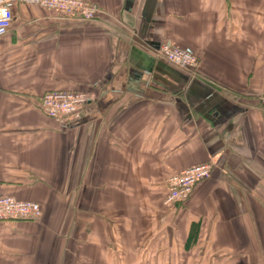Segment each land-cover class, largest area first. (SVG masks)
<instances>
[{
	"label": "crops",
	"instance_id": "obj_1",
	"mask_svg": "<svg viewBox=\"0 0 264 264\" xmlns=\"http://www.w3.org/2000/svg\"><path fill=\"white\" fill-rule=\"evenodd\" d=\"M90 1L92 21L17 5L0 37V196L42 208L0 220V264H264V0ZM50 90L89 100L63 126ZM206 161L166 205L167 179Z\"/></svg>",
	"mask_w": 264,
	"mask_h": 264
},
{
	"label": "built area",
	"instance_id": "obj_2",
	"mask_svg": "<svg viewBox=\"0 0 264 264\" xmlns=\"http://www.w3.org/2000/svg\"><path fill=\"white\" fill-rule=\"evenodd\" d=\"M17 5H38L81 21L94 20L101 11L99 4L90 0H0V10L6 13L0 16V28H3L0 37L10 29ZM156 53L184 69H193L199 64V58L194 52L174 43L160 44ZM88 100L89 95L83 91L50 90L43 94L40 102L47 116L67 126L80 116L81 108ZM260 102L264 104V90L260 95ZM213 166L211 161H206L172 174L167 179L165 204L174 205L188 200L196 186L211 176ZM41 214V205L36 200H23L11 195L0 196V220L37 219Z\"/></svg>",
	"mask_w": 264,
	"mask_h": 264
},
{
	"label": "clouds",
	"instance_id": "obj_3",
	"mask_svg": "<svg viewBox=\"0 0 264 264\" xmlns=\"http://www.w3.org/2000/svg\"><path fill=\"white\" fill-rule=\"evenodd\" d=\"M6 15V13H4L2 10H0V16ZM3 31V28H0V32Z\"/></svg>",
	"mask_w": 264,
	"mask_h": 264
}]
</instances>
